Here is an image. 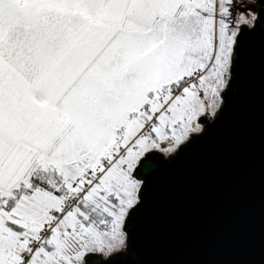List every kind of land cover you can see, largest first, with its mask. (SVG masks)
Segmentation results:
<instances>
[{"label":"snow or ice","instance_id":"snow-or-ice-1","mask_svg":"<svg viewBox=\"0 0 264 264\" xmlns=\"http://www.w3.org/2000/svg\"><path fill=\"white\" fill-rule=\"evenodd\" d=\"M234 6L0 0V264L123 243L142 158L201 131L231 79Z\"/></svg>","mask_w":264,"mask_h":264},{"label":"water","instance_id":"water-1","mask_svg":"<svg viewBox=\"0 0 264 264\" xmlns=\"http://www.w3.org/2000/svg\"><path fill=\"white\" fill-rule=\"evenodd\" d=\"M240 33L221 107L164 159L138 165L124 252L87 264H264V0ZM135 256V259L131 257Z\"/></svg>","mask_w":264,"mask_h":264},{"label":"rangeland","instance_id":"rangeland-1","mask_svg":"<svg viewBox=\"0 0 264 264\" xmlns=\"http://www.w3.org/2000/svg\"><path fill=\"white\" fill-rule=\"evenodd\" d=\"M242 1L245 2L246 5H245V8H243L240 13H244V18L246 20L250 21V22L249 23H243L242 22L240 25L243 24L249 29V28L253 27L254 19H256L258 21V19H257L258 7L257 6H259V4L257 3L256 0H242ZM249 13H252L254 15V19H253L252 16L248 15ZM221 104H222V101H221V98H220V100L218 102V105H217V107L215 109H213L211 107H208L207 108V112L204 115L205 119H207L208 121L212 120L215 117V115L218 113L219 108L221 107ZM198 123L202 126V124L200 122H198ZM201 132H202V130L198 131V132H193L191 134L192 135H198ZM186 142L187 141H185L183 144H185ZM177 147L178 146H176V145H168L167 143H165L164 145H162L161 150H156V151L158 153H162L164 159H166L168 157V155H170V154L173 155L174 154V152L177 150ZM123 233H124V231H123ZM122 239H123V243L122 244L121 243H116L111 251L105 249V251H103V252L97 251V252H90V253L99 254L103 260H106L107 256H111L112 253L115 254V253L120 252V251L121 252L125 251V247H126V242H125L126 236H125V233H124Z\"/></svg>","mask_w":264,"mask_h":264},{"label":"built area","instance_id":"built-area-1","mask_svg":"<svg viewBox=\"0 0 264 264\" xmlns=\"http://www.w3.org/2000/svg\"><path fill=\"white\" fill-rule=\"evenodd\" d=\"M235 6L232 8L233 16L239 14L243 8H245L246 3L242 0H234Z\"/></svg>","mask_w":264,"mask_h":264},{"label":"trees","instance_id":"trees-1","mask_svg":"<svg viewBox=\"0 0 264 264\" xmlns=\"http://www.w3.org/2000/svg\"><path fill=\"white\" fill-rule=\"evenodd\" d=\"M260 25L259 22H256V24H254L255 27H258ZM131 257L135 259V256L133 254H131Z\"/></svg>","mask_w":264,"mask_h":264}]
</instances>
